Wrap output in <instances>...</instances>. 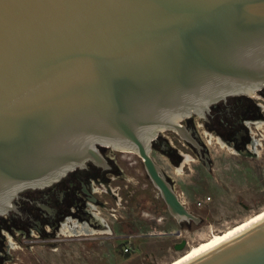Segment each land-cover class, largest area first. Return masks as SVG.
<instances>
[{"label": "water", "instance_id": "95a60500", "mask_svg": "<svg viewBox=\"0 0 264 264\" xmlns=\"http://www.w3.org/2000/svg\"><path fill=\"white\" fill-rule=\"evenodd\" d=\"M262 88L264 0H0V215L105 168L109 147L141 159L178 226L198 224L152 145L171 132L199 154L182 122ZM182 264H264V219Z\"/></svg>", "mask_w": 264, "mask_h": 264}, {"label": "rangeland", "instance_id": "374dc122", "mask_svg": "<svg viewBox=\"0 0 264 264\" xmlns=\"http://www.w3.org/2000/svg\"><path fill=\"white\" fill-rule=\"evenodd\" d=\"M255 96L254 100L264 107V98L258 93ZM193 119L196 131L206 144L209 168L171 132L158 136L151 156L171 181L184 207L200 218L198 224L177 225L149 182L138 156L102 150L114 158L122 172L121 178L109 183L116 195L114 200L111 195H97L115 212L98 211L114 235L130 238L119 241L92 235L86 237L92 240L66 237L72 233L65 230L76 228L75 222H63L62 230L55 237L40 238L28 245L15 242L7 247L11 258L4 259L3 264H169L213 235L222 234L264 211V121L258 125L248 123L255 141L252 154L241 155L219 139L227 131L215 126L207 132L197 118ZM190 121L183 124L188 126ZM166 141L177 148L183 159L179 158L178 151L161 147ZM177 231L180 234L174 235ZM182 241L183 248H175Z\"/></svg>", "mask_w": 264, "mask_h": 264}, {"label": "flooded vegetation", "instance_id": "af4514ba", "mask_svg": "<svg viewBox=\"0 0 264 264\" xmlns=\"http://www.w3.org/2000/svg\"><path fill=\"white\" fill-rule=\"evenodd\" d=\"M257 93L264 98V88L250 97H229L225 101L212 105L205 118L191 116L182 122L183 124L185 121L191 120L188 126L183 125L191 130L196 144L201 147L200 153L198 154L191 144L186 145L194 150L198 160L206 168H209L210 165L209 155L205 142L196 131L197 126L193 118H197L202 124V128L207 132H210L215 126L223 128L227 134L224 137L221 135L224 139L220 136V140L226 145L232 146L241 155L252 154L251 146H253L255 138L249 132L248 123L258 125L264 121V107L254 100L258 96H255ZM163 146L164 149L171 148V151H178L168 141L161 147L163 148ZM98 150L106 162L105 168L88 162L84 168H77L69 172L61 180L48 187L23 191L14 200L13 210L6 215H0V264H3L4 259L11 258L6 251L7 247H11L15 242H23L28 245L39 241L40 238L55 237L56 232L62 230L60 226L63 225V222L70 224L75 222L76 228L65 230V233H72L66 237L92 240L93 238H86L92 235L105 236L109 240L112 238L119 241L130 238L128 235H114L110 224L100 216L101 212L98 211L100 209L115 212L112 207H109L108 202L103 201L97 195H111L114 200L116 195L109 183L121 178L122 172L114 158L102 153V150L116 151L109 147H99ZM178 156L183 159V155L179 151ZM111 216L114 215L111 214ZM142 236H146V234ZM178 245H175V248Z\"/></svg>", "mask_w": 264, "mask_h": 264}, {"label": "bare ground", "instance_id": "6f19581e", "mask_svg": "<svg viewBox=\"0 0 264 264\" xmlns=\"http://www.w3.org/2000/svg\"><path fill=\"white\" fill-rule=\"evenodd\" d=\"M173 134H175V133H173ZM177 137L180 139L179 136H177ZM151 185L153 186V184H151ZM154 189L158 192V190L155 187H154ZM163 203H164V201H163ZM262 219H264V211H261L260 213L250 217L248 220L240 223L239 225L232 227L231 229L227 230L226 232H223L222 234L213 235L208 241H205V242L198 244L197 246L193 247L189 252H187L186 254L182 255L181 257H179L178 259H176L175 261H173L169 264H182V263H184V262H186V261H188V260H190L196 256H199L200 254L206 252L207 250L213 248L214 246L220 244L221 242L228 240L229 238H231V237L235 236L236 234H238L239 232L243 231L245 228L249 227L250 225H252V224H254V223H256Z\"/></svg>", "mask_w": 264, "mask_h": 264}, {"label": "built area", "instance_id": "2783aa9c", "mask_svg": "<svg viewBox=\"0 0 264 264\" xmlns=\"http://www.w3.org/2000/svg\"><path fill=\"white\" fill-rule=\"evenodd\" d=\"M124 251L126 252V251H128V249L125 248Z\"/></svg>", "mask_w": 264, "mask_h": 264}]
</instances>
